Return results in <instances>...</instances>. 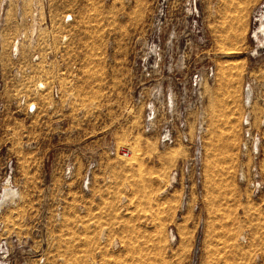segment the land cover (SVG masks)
Listing matches in <instances>:
<instances>
[{
	"label": "rangeland",
	"instance_id": "1",
	"mask_svg": "<svg viewBox=\"0 0 264 264\" xmlns=\"http://www.w3.org/2000/svg\"><path fill=\"white\" fill-rule=\"evenodd\" d=\"M263 10L264 0H0V240L17 257L26 243L30 264H264V42L251 36ZM247 83L262 135L257 191L240 175ZM184 118L192 139L203 126L205 173L187 211L171 175L190 148L158 138ZM121 147L128 157L110 154Z\"/></svg>",
	"mask_w": 264,
	"mask_h": 264
},
{
	"label": "built area",
	"instance_id": "2",
	"mask_svg": "<svg viewBox=\"0 0 264 264\" xmlns=\"http://www.w3.org/2000/svg\"><path fill=\"white\" fill-rule=\"evenodd\" d=\"M39 8V5H34V19H36L40 14ZM71 20V15H67L66 21ZM23 37L24 35L22 34L15 39V43L12 47V52L14 54L17 53L18 43H20ZM37 57L38 56H35V58ZM13 72H17V74L15 75L17 77L21 75L18 69H15ZM3 88L4 83L0 82V92L3 90ZM38 88H46L45 83L39 82ZM60 91L61 87L58 84L54 85L53 92L56 96L59 95ZM21 102V105H24L27 112L30 114H33L38 110V104L33 100H27L26 97H22ZM244 102L246 105V110L242 119V155L247 157V161H244V163L240 165V175L242 180H245L252 189L257 191L263 187L259 168L262 135L253 124V118L250 109L252 104V88L251 84L249 83H247L245 86ZM4 106L5 100L3 97H0L1 111L4 110ZM156 116L157 115L155 114L154 109L148 107L147 115L145 117V125L147 126V130H150L154 126L156 122ZM187 127L188 123L185 118L182 119L177 127H174L172 121L169 120L162 127L158 136L161 145H173L180 140L184 144H187L190 148L189 155L185 159H183L176 167H174L171 175L174 187L180 189L181 191V211H187L189 207H193L197 210L205 194L204 145L202 138L203 126H199V129L193 139L187 132ZM110 154L128 157L130 155V152L125 147H121L119 151L117 149H115L114 151H110ZM248 162H250V164H248ZM95 166L96 164L92 162L87 167L82 181V187L84 191H91V187L93 184V169L95 168ZM245 166L249 170V175L246 178L244 176ZM70 174L71 168H68L65 171V175L69 176ZM103 234L108 235L107 230H104ZM11 241V239L6 238L0 240V264H30L32 257L31 248L26 243L19 244L18 249L21 252V255L17 257L16 247L13 243H11ZM43 261V258H41L40 262L42 263Z\"/></svg>",
	"mask_w": 264,
	"mask_h": 264
},
{
	"label": "bare ground",
	"instance_id": "3",
	"mask_svg": "<svg viewBox=\"0 0 264 264\" xmlns=\"http://www.w3.org/2000/svg\"><path fill=\"white\" fill-rule=\"evenodd\" d=\"M256 21H259L260 22V25L257 26L253 32V35H251L253 38H256L260 43H263L264 42V37L261 35V33L264 32V10L260 13V14H256ZM1 20V19H0ZM36 25V24H35ZM37 27V26H36ZM35 27V28H36ZM264 34V33H263ZM21 113V112H20ZM193 137V136H192ZM9 188H6L5 191H4V195L9 193ZM3 195V196H4ZM169 235H170V240L171 241H174L175 240V234L173 232V230H170L169 231Z\"/></svg>",
	"mask_w": 264,
	"mask_h": 264
}]
</instances>
